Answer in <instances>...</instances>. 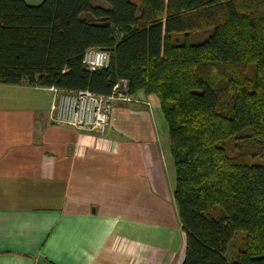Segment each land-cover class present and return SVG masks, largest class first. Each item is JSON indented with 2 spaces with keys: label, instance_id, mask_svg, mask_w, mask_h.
Instances as JSON below:
<instances>
[{
  "label": "trees",
  "instance_id": "obj_1",
  "mask_svg": "<svg viewBox=\"0 0 264 264\" xmlns=\"http://www.w3.org/2000/svg\"><path fill=\"white\" fill-rule=\"evenodd\" d=\"M103 1L0 0V85L155 96L182 264H264V0Z\"/></svg>",
  "mask_w": 264,
  "mask_h": 264
},
{
  "label": "crops",
  "instance_id": "obj_2",
  "mask_svg": "<svg viewBox=\"0 0 264 264\" xmlns=\"http://www.w3.org/2000/svg\"><path fill=\"white\" fill-rule=\"evenodd\" d=\"M136 98L96 135L51 122L50 88L0 85V264H182L169 139Z\"/></svg>",
  "mask_w": 264,
  "mask_h": 264
},
{
  "label": "built area",
  "instance_id": "obj_3",
  "mask_svg": "<svg viewBox=\"0 0 264 264\" xmlns=\"http://www.w3.org/2000/svg\"><path fill=\"white\" fill-rule=\"evenodd\" d=\"M108 63L109 54L98 49L87 50L82 59V65L88 72L105 68ZM50 90L54 97L50 109L51 122L96 135L104 133L113 103H140L127 94L124 85L109 96L95 95L89 91L70 92L55 87Z\"/></svg>",
  "mask_w": 264,
  "mask_h": 264
},
{
  "label": "rangeland",
  "instance_id": "obj_4",
  "mask_svg": "<svg viewBox=\"0 0 264 264\" xmlns=\"http://www.w3.org/2000/svg\"><path fill=\"white\" fill-rule=\"evenodd\" d=\"M92 1H93L94 4H99V5L106 6V4L104 3L103 0H92ZM152 97L154 98L155 101H157V103H159L158 100H157V98H156L155 96H152ZM160 111H161V110H160ZM160 111H159V113H160ZM160 115L162 116V113H161ZM164 130H165V133H166V139H167L168 135H167V131H166L165 126H164ZM162 139H163V138H162ZM163 141H164V139H163ZM163 143H164V142H163ZM163 147H165L164 144H163ZM263 159H264V156L261 158V160H263ZM261 160L256 161V163H261ZM174 180H175V173H174ZM173 184H174V183H173Z\"/></svg>",
  "mask_w": 264,
  "mask_h": 264
}]
</instances>
